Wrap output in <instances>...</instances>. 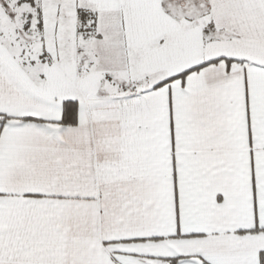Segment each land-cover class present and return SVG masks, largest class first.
<instances>
[{"label": "snow or ice", "instance_id": "obj_1", "mask_svg": "<svg viewBox=\"0 0 264 264\" xmlns=\"http://www.w3.org/2000/svg\"><path fill=\"white\" fill-rule=\"evenodd\" d=\"M0 264H264V0H0Z\"/></svg>", "mask_w": 264, "mask_h": 264}]
</instances>
